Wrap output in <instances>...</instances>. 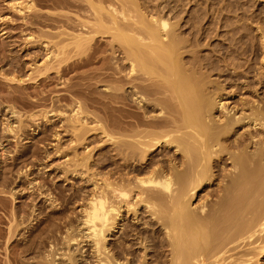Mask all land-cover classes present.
<instances>
[{
	"label": "bare ground",
	"instance_id": "obj_1",
	"mask_svg": "<svg viewBox=\"0 0 264 264\" xmlns=\"http://www.w3.org/2000/svg\"><path fill=\"white\" fill-rule=\"evenodd\" d=\"M41 2L52 9L49 12H40L39 1L35 0H27L21 6L29 11V16H21L24 17L23 20L27 17L26 28L21 31L26 32L24 35L27 42L43 44L55 60L52 58V63L49 60L43 63L46 69H42L40 65L36 68L40 73L44 70V76L39 73L37 77L33 74L34 77L31 75L22 79L17 73L20 71L16 64L10 65L11 68L15 67L13 70L4 67L1 74L5 78L10 76L9 81L25 82L26 88L34 87L36 90V86L46 85L51 79L48 72H53V67L61 80L77 67L102 61L100 66H104L106 71H91L90 77H97L102 82L106 80V83L109 81L111 85L109 86V82L108 87L106 85L109 90L104 91L105 95L101 91L99 96L102 95L103 99L90 97L91 103L94 102L95 105L89 106L96 107L99 104L98 111H102L103 115L88 111L85 109L88 102L87 105L83 102L85 106L78 99L79 101L69 104L72 106L70 117H73L72 130L76 133H73L76 135L74 142L82 144L88 141L86 132L89 131L90 115L96 117V127L92 129H99L110 142L107 145L109 148L106 158L100 153L94 159L99 170L95 173L98 178L91 181L93 187L88 192L89 195L83 196L86 203L82 207L83 229H80L83 237L92 243L91 255L87 254L90 257L83 255V247L80 248L81 257H77L69 247L63 249V245L79 243L80 230L73 228L70 231L72 227L68 225L65 236L57 237L62 229L57 225L58 222L55 227L52 222L53 229L47 224L43 231L39 229L41 233L33 231L32 227L28 232L31 239L26 246L29 245L30 251L37 254L34 257L41 253L38 257L42 258L33 263L264 264V24L262 23L263 29L259 28L258 35L246 34L249 36L250 45L246 41V45L239 44L244 34L236 26L227 38L226 49L220 42L212 47L211 53L202 54L200 46L211 44L212 36L219 34L215 29L214 33L211 26L202 32H198L200 27H196L194 31L195 24L199 20L201 22V19L189 11L186 16L176 12L177 9L184 11L181 9L184 7H180L183 3L175 4V1L174 6H171L176 10L170 14L169 8L164 11L169 5L162 7L161 3L154 0ZM19 8L18 11L22 12V8ZM65 8L71 11L67 12ZM81 11L86 12V18L91 19L86 20L83 15L80 16ZM28 17L30 21H27ZM35 23L46 29L38 26L35 29ZM103 39H109L105 43L108 48L104 51L101 48ZM68 47L71 48L70 52H74L70 57L67 54L69 49L66 51ZM2 51L4 50L0 52ZM215 52L219 54H216L217 58ZM3 53L5 54H1ZM115 54L121 57H116ZM247 54L251 58L248 59ZM1 57L2 62L5 58L0 55V59ZM212 75L217 77L211 78ZM223 76L225 78L221 79ZM31 80L33 82H29ZM74 85H66L67 91H71ZM91 88L88 89L93 91ZM80 90V96L87 95ZM91 91H88L89 96ZM59 94L56 96L58 99H53V103L68 99L66 93ZM34 96L36 98L32 97V105H39L48 98L42 91ZM236 96L237 100L234 99ZM87 99L88 97L86 101ZM229 100L232 101L229 103ZM11 113L18 115L14 110ZM38 115L35 112L29 114L34 120ZM23 127L9 123L6 130L20 137L25 132ZM114 139L116 140L113 141ZM4 146V142H0L1 158L3 150H6ZM83 147L87 148L88 144L84 143ZM37 151L33 154L39 153ZM86 154L81 159L78 155L74 157L77 158L73 159V172L79 171L81 167L88 169L92 155L90 152ZM106 159L109 160L110 168L106 166L108 170L104 173L102 170L106 169L103 166ZM218 179L219 182L216 183ZM3 182L1 181L2 184ZM203 190L208 193L214 191L218 197L214 204L208 206L202 199L194 204L193 198ZM5 192L9 191L4 190ZM14 192L12 194L15 196ZM143 212L150 214L149 220H143ZM130 213L136 221L125 220V216ZM140 220L147 225L141 227L138 222ZM21 223L19 220V224ZM11 226L8 232L13 236L16 232L12 227L15 225ZM109 235L114 238L108 239ZM27 247L21 251L28 250Z\"/></svg>",
	"mask_w": 264,
	"mask_h": 264
},
{
	"label": "rangeland",
	"instance_id": "obj_2",
	"mask_svg": "<svg viewBox=\"0 0 264 264\" xmlns=\"http://www.w3.org/2000/svg\"><path fill=\"white\" fill-rule=\"evenodd\" d=\"M26 1L27 0H0V51L4 50L2 52H5V54L7 53L6 55L3 53L4 54L3 55V54H1L2 52H0V55L4 56V58H5V60H3L4 62L0 61V89H1L0 90V142H4V144H5L4 148L6 147L5 148L6 150H3V152H4L3 157L1 158V156H0V187H1L0 188V190H1V192H0V264H34L33 263L34 261L42 260L41 256L38 257L41 253L38 254V256H36L37 257L36 258L34 256L37 254H35V252H33L32 250L30 251L29 245H28V247L26 246L27 244L30 243V239H31V237H28V234H29L28 232H30L31 227H32L33 231L41 233L40 230L43 231V229L46 228V225L47 224L51 225L52 222H53V226L57 222H58L57 225L61 226L62 230H61V232H59L60 234L57 233L58 234L57 237H59L60 235L65 236V234L67 233L66 229H68V225H70L69 227H72L70 229V231L73 228L80 230L78 232V242L79 243L78 244H76L77 242H74L72 244L70 243V246L67 244H66L67 246L63 245V247H64L63 249L66 250L69 247L70 251H73V253L75 255L76 254L78 255L77 257H79V255L81 257L82 252H81L80 248L83 247V255H87V254L91 255V252H92L91 244L92 243L90 241H87L88 239L83 237L82 232H81L83 229L82 225H81L82 214H83L82 213V207L86 203V200L83 198L86 197L87 195H89V193L92 190L91 187H93L92 186L93 182H91V181L98 178L97 177L98 175L95 176V173L99 170H97V168H96V165H95L96 161L94 159L96 157H99L100 153L102 154L101 156H103V158L107 155V153H108L107 150L109 148L108 142H110L109 140L107 141V139H105L104 135L102 133H100L101 131L99 129H95V130L92 129V127H96L95 126L96 124L94 123L95 122L94 120L96 117L90 115L89 120L90 119L91 120L90 121L88 120L89 124H90V126L88 124L89 131L86 132L88 137H87V135H85V137H87L88 141L86 140L87 142H82V144L78 143V141H75L76 142L75 143L74 137H76V135H75L76 133H75V131L73 132V130H72L73 129L72 127H74V124L71 122L73 117H70V115H72V112H71L72 106L69 104L73 103V102L75 103V101H77L78 99L82 100L81 102L82 103L84 102L85 104L88 102L87 103L88 105L86 104L87 107H85L86 105L83 103V105H85L84 106L85 109H87L88 111H90V110L92 112L94 111L93 113H95V111H96L97 115H100V116L103 115L102 111H98L99 110L98 107L100 106L99 104H96L97 108L89 106V104L91 105L94 103V102L91 103L92 100L90 99V97L91 98H102L103 97L102 95H101L102 97L99 96L101 91L105 95L104 91L108 87V82H109L108 80H107L108 82L106 83L105 82L106 80L105 81L103 80V82H102V81H99L100 79H97V77H94V78L90 77V76H92L91 71L93 73H95L96 71H103V72L106 71V70H104L105 68H103L104 66H102V67L100 66L102 61L90 63V65H85L84 67L80 66L81 68L77 67L75 70H72V71L68 72V74L64 75V78H62L61 80H59V78L57 76L58 74H56L57 73L56 68L53 67L51 70L52 71L54 70V71L48 72V74H50L53 78L49 75L51 77V79L48 78L49 81H48V83H46V85H42V86L39 85V87L34 85L37 88L36 90L34 87H27L26 88L24 86L25 82L9 81L8 78L10 76H7L8 78H5V76L3 74H1V73H3V70H5V68L7 69L8 67H10V65L16 64L19 67L18 71H20L17 73H19L21 75L22 79H27V78H29V76H31V75L33 76V74L35 77L39 76L41 73H42L41 76H44V74H43L44 70L41 71V73H40L39 70L36 68H38L40 65V67H43L42 69H46V68H44L45 64H43V63L47 62L48 60L51 63L53 62V61H51L53 58L52 53H48V50H46L43 47V44L41 45L38 42H35V43H33V42L30 43V41L27 42L28 40L26 39V35H24L26 32L21 31V29H23L24 27L26 28L25 25L27 23L25 21H26L27 17L25 18V20H23L25 15L29 16L28 15L29 11H27L21 7L25 4L24 2H26ZM38 1H39V5L41 4L40 6L38 5L40 12H49L50 11L49 9H52V8H48L49 6H47V5H43V2L40 3L41 0H35V2H38ZM154 1L157 3H161L162 7H165L166 4L169 5L170 7L166 6L167 9L164 8V11L168 10V8H169L168 11H170V12H168V13H170V14L176 10L175 8H173L171 6L175 3V1H176L175 4H177V3L182 4L183 3L182 5H180V7L181 6L184 7V8H181L184 11L177 9L176 12H179L180 14L182 13L183 16H186L188 14V11H189L190 14H192V15L194 14V16H197V18L199 17L198 19H201V22L199 20V23L195 24V28H194L195 30L194 31H196V27L197 28L200 27L199 28L200 30L198 29L197 31L202 32V30L204 31V30H206V28L208 29L210 26L212 27L211 28L212 31L214 29L217 30V33L219 35H216L215 30H214V33H215L214 36L215 37L212 36L213 38L210 41L211 42V44H209L210 46L207 44H206V46L205 45L200 46L202 54L211 53L212 49L214 48V45L215 44L217 45V43H220V42L222 43L221 44L222 47L224 49H226L227 38L230 35V33H232V31H231L232 28H235L236 26H237L236 28H239L241 30L240 33L244 34V36L242 38L243 42L242 41L239 42V44H241V45H246V43L249 44L250 43V40L248 39L249 36L250 35L252 36L253 34L258 35V31H260L259 28L261 27L263 29V27H264V26L262 27V23L264 24V0H181V1L180 0H154ZM192 1H193V3H191ZM11 5H13V6H11ZM19 7L22 8V12L18 11ZM171 7L173 8V10ZM65 10L67 11V8H65ZM186 10H187V12H186ZM209 12H212V13H209ZM79 13L80 12H78V14ZM82 13H80V16L83 15L84 19L88 20L90 18V17L86 18V14H85L86 12L83 14ZM88 14H87V17H88ZM23 15H24V17H21ZM79 18L81 19L82 17H79ZM259 19H261V20H259ZM258 20H259V22H258ZM27 21H30L29 17H28ZM260 21H261V23H260ZM259 23H260V26H259ZM19 25H21V26L19 27ZM16 26H18V27H16ZM30 26H32V25H30ZM36 26H38L39 28L41 27L43 29H46V28H44V26H41L38 23L33 24V27L35 29L38 28ZM217 27L218 28L220 27V28L217 29ZM230 27H231V29H230ZM256 27L258 29H256ZM34 28L32 30H35ZM79 28L81 29V27H79ZM229 29L231 32L228 31ZM28 30H30V29H28ZM227 33H228V35H227ZM246 34L247 35L250 34V35L247 37ZM211 35H212V33H211ZM105 40H107V41L105 42ZM245 41H246V43H245ZM102 42H101V48H103V51H104L105 48L106 49L108 48V44H105V43H108L109 39H103ZM258 42H259L258 44L260 45L259 40H258ZM248 48H250V46H248ZM68 49L70 52L71 48H69V47L67 48V50L66 49L65 50L68 51ZM100 51H102V49H100ZM248 51H249L248 54H250L251 53L250 49ZM69 52H67L69 57L74 54V52H70V53ZM260 53H261V51H260ZM99 54L102 55L101 53H99ZM103 54H104V52H103ZM216 54L219 55L218 52H215V58H217ZM117 55L118 54H115L116 57L120 56V55H118V56ZM50 56H51V58H50ZM248 56H249L248 59L251 58L250 55H248ZM73 58H76V57H73ZM73 58H71V59H73ZM2 59H3V57H1L0 60H2ZM53 60H55V59L53 58ZM69 61H71V60H69ZM50 62H49V64H51ZM10 63H12V64H10ZM37 64H38V66H37ZM12 68L15 69V67H12ZM12 68L10 67L8 69H12ZM101 68H103V69L100 70ZM1 70H2V72H1ZM36 70H38V71H36ZM88 72H90V73H88ZM86 73H87V75H86ZM2 75H3V77H2ZM79 76L80 77L85 76V77L80 78ZM89 77H90V79H89ZM212 77L215 78V77H217V75H215V76L212 75L211 78ZM220 78L224 79L225 77L223 76ZM81 79H83V80H81ZM91 79H93V80H91ZM50 80H52V81H50ZM97 80L99 82H97ZM81 81H83V82H81ZM91 81H92V83H91ZM29 82H33V80H31ZM65 82L67 84H65ZM80 82L82 83L81 84L82 86H80ZM26 83H28V82H26ZM85 83L86 84L88 83L87 87L85 86L86 85ZM12 84H13V86H12ZM16 84L20 85L21 88L20 87L18 88ZM68 84L69 85L75 84L74 87H77V88L79 87L78 89L79 90L81 89L80 91L83 90V92H86L87 95H84V97L82 95L80 96L79 90H77V88H74V87L71 89V91L69 90L70 92L67 91L66 85H68ZM106 85H107V87H106ZM110 85H111V83L109 84V86ZM14 86L16 88H14ZM22 86L25 88H23ZM91 86H92V88H91ZM88 88L89 89L91 88L93 91L89 90ZM75 89L77 92L76 91L74 92ZM107 90H109V89H107ZM12 91L16 92V93H12ZM34 91L36 93L39 91H42L44 96L45 97L47 96L48 98L46 97L47 99L42 100L41 104H39V105H32L31 102H32L33 98L34 99L36 98L34 96V95H36V93H34ZM88 91L92 92L90 96L88 95ZM61 92H62V94L64 92L63 95H65V93H66L65 96L68 99H64L63 101H61V103L60 102L59 103L58 102L53 103L52 102L53 99H55L56 96H59L60 95L59 93H61ZM93 92L94 93L98 92L99 94L97 93V95H96ZM13 95H14V97H13ZM85 96H86V98L88 97L87 101H86ZM92 96H94V97H92ZM52 97H54V98H52ZM73 98L76 100H73ZM56 99H58V97ZM234 99L237 100L238 97L236 96ZM231 101L232 100H229L228 102L230 103ZM57 104H60V106L59 105L57 106ZM94 105L95 104H93V106ZM113 105H114V103H113ZM118 105H121V104L119 103ZM231 105H233V103ZM13 110L16 111L19 116L18 115L15 116L14 113L12 114L11 112ZM32 112H35V113H37V115L38 114L40 115V116L39 115L36 116L37 120L30 118L29 114ZM46 113H47V116L45 115ZM69 119H70V123H69ZM21 122H22V124H21ZM9 123H11V125H21L22 127L24 124L25 127H23V129L25 128V132H23V133L21 132L22 134L19 133V134H21L20 137L18 135L15 136L14 133H12V132H10V133L7 132L6 127H7V124H9ZM71 123L73 125H71ZM91 125H93V126H91ZM111 128L112 127H109V129H111ZM73 133H75V134H73ZM44 134H46V135H44ZM99 135H101V137ZM115 140L116 139H114L113 141H115ZM96 142H98V144ZM84 143L88 144L87 148L83 147ZM99 143L102 144L101 145L102 148H101V146L99 147V145H100ZM78 144H80V145H78ZM103 144H105V145H103ZM37 149H38V151H37ZM91 149H92V151H90ZM33 150H35L39 153H35V155H34L33 152H35V151H33ZM1 152L2 151L0 150V155H1ZM89 152L92 156L90 155L91 156L89 159L90 164L88 163L89 166L87 164L88 169L86 167L85 168L81 167L79 169V171L73 172V170H71V169H73L72 163L74 164L73 159H76L77 157L79 159H81L83 156L87 155L86 153H89ZM73 153H75V154H73ZM76 153H78V154H76ZM103 153H105V154H103ZM31 154H33L34 156ZM36 154H37V156H36ZM76 155H78V156L76 158H74ZM104 162H103L104 168L106 166L108 168H110L108 166L109 160L106 159ZM12 163H13V165H12ZM7 167H8V169H7ZM67 167H69L68 171H67ZM107 167H106V169L103 168L104 170H102V172L104 171V173H105L108 170ZM18 171H20V173L24 171L23 172L24 174L23 173L20 174ZM91 171H93V172H91ZM26 172H28V173H26ZM25 173H26V175H25ZM93 176L96 178H94ZM90 177H92V178H90ZM24 180H25V182H24ZM1 181L2 182L4 181L3 184L1 183ZM217 181L219 182V179L216 180L215 182L218 183ZM215 186H216V184H215ZM4 190L9 191V192L4 193ZM13 191L16 192V193L14 192L15 196H14V194H12ZM209 192L210 193H208L207 190L200 191L199 192L200 194L195 195V197L193 198L194 204L198 203V201L200 202L201 199L205 200V202L207 203L208 206L214 204L215 200H217L218 197L216 196V194L214 193L213 190H212V192L211 191H209ZM43 193H45L44 194L45 196L42 195ZM17 195H18V197H17ZM42 196H44V197H42ZM49 196H51V197H49ZM17 207L18 208L21 207L20 210ZM16 208L19 211V212L17 211L18 214L16 213V210H17ZM14 210H15V213H14ZM10 213L11 214L14 213V215H11ZM53 215H55V217H53ZM15 216H16V219L18 218L17 220L15 219ZM59 217H62V218H59ZM125 217H126L125 220L136 221L133 219V217H131V213L128 214V216L126 215ZM23 218H25V219H23ZM49 218L50 219L52 218L51 219L52 221ZM149 218H150V214L148 212L147 213L143 212V220L145 219L147 221V220H149ZM59 219H61L60 222H59ZM19 220H20V223H21V221H23V222L21 224H19ZM46 220H50V221L47 222ZM65 220L67 221L66 223H65ZM143 220L138 221L140 223L141 227L147 225V224L143 223L145 221V220L144 221ZM11 221H13V222H11ZM122 222L124 223V221H122ZM9 223L12 224V226L15 225V227H12ZM59 223H61V224H59ZM63 223H64V225H63ZM17 224L19 226L16 227ZM9 225L12 227V229L15 228L16 233L14 232L15 235H13V236L9 235V232H8V230L10 228ZM50 225H47V226H49V228H51V229H53L56 226L55 225L54 227H52V225L51 226ZM62 225H63V228H62ZM8 226H9V228H8ZM80 228H82V229H80ZM16 229H18V230L16 231ZM18 232L20 233L19 235L17 234ZM73 232L75 233L76 230H74ZM119 234H120V231H119V233H117V235L115 237L117 238L119 236ZM22 235L25 238H23ZM43 235H45V234H43ZM113 238H114L113 235L108 236V239H113ZM61 239H62L61 241L63 242V238H61ZM109 241H111V240H109ZM62 244H65V243H62ZM62 244H61V246H62ZM25 247H27L28 250L26 249L27 251L26 250L21 251L22 248L25 249ZM22 252H23V255H22ZM14 256L17 258H13ZM88 257H90V256H88ZM18 260H19V262H17Z\"/></svg>",
	"mask_w": 264,
	"mask_h": 264
}]
</instances>
